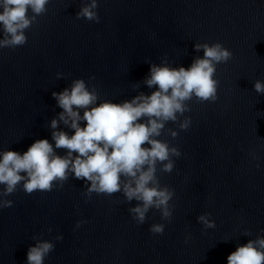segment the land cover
Returning <instances> with one entry per match:
<instances>
[{"label":"clouds","instance_id":"1","mask_svg":"<svg viewBox=\"0 0 264 264\" xmlns=\"http://www.w3.org/2000/svg\"><path fill=\"white\" fill-rule=\"evenodd\" d=\"M48 3L49 0H0V48L23 46L25 31L45 13ZM96 10L97 0H81L75 18L98 23ZM193 50L203 55L195 57L187 68L170 66L166 57L159 64L149 63L143 84L151 91L120 103L99 101L95 87L83 79H73L59 93L52 92L60 111L48 124L51 142L37 139L23 153L0 151V209L12 205L6 197L18 188L25 194L48 192L61 188L71 177L83 181L85 197L119 192L124 202L135 201L128 212L137 224L145 222L150 209L158 210L161 220H170L169 201L174 192L159 183L156 172L159 167L160 172L170 173L174 167L172 158L181 153L158 137L168 122L181 131L189 128L190 118L179 119L190 111L187 101H216V66L232 56L220 43H195ZM56 78H62V74L58 72ZM253 90L264 95V82L256 80ZM168 134L175 138L177 131L169 130ZM58 150H64L63 154ZM196 219L204 229L215 227L207 213ZM81 223L78 221L75 227ZM163 230L162 223L149 227V232L156 235ZM242 235L250 234L245 231ZM54 239L60 241L62 237ZM187 239L186 236L185 242ZM32 240L25 264H44L54 244L37 236ZM226 264H264V236L258 234L254 240L237 245L226 257Z\"/></svg>","mask_w":264,"mask_h":264}]
</instances>
